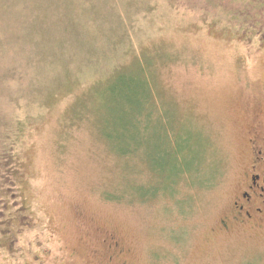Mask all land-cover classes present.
I'll list each match as a JSON object with an SVG mask.
<instances>
[{
	"label": "rangeland",
	"instance_id": "374dc122",
	"mask_svg": "<svg viewBox=\"0 0 264 264\" xmlns=\"http://www.w3.org/2000/svg\"><path fill=\"white\" fill-rule=\"evenodd\" d=\"M11 2L0 12V113L27 122L0 192V264H23L11 253L37 239L80 264H264V228L229 220L253 150L264 149V9ZM117 74L147 83L169 130L194 135L185 156L200 158L201 178L181 176L172 192L156 164L173 142L153 138L156 113L133 156L112 150L104 129Z\"/></svg>",
	"mask_w": 264,
	"mask_h": 264
},
{
	"label": "trees",
	"instance_id": "16d2710c",
	"mask_svg": "<svg viewBox=\"0 0 264 264\" xmlns=\"http://www.w3.org/2000/svg\"><path fill=\"white\" fill-rule=\"evenodd\" d=\"M3 1H1L2 3L0 2V12L6 8L5 1H9L10 5H12V0ZM236 1L244 3L245 7L254 6L264 9V0H233V2ZM52 9L56 8L52 7ZM1 23L0 26H3ZM120 77L121 75L118 74L114 77V83L108 91L111 95L110 101L114 107L110 108L107 114V120L110 123L108 125L105 124V128L108 127V129H104V136L107 137L112 150L121 156H133L140 146L146 144V142L141 141V134L143 131L144 133L146 132L145 135L149 134L147 131L150 130V121L156 113L158 128L152 134L153 138L163 139L165 144L166 141L168 144L173 142L172 148L169 145L170 149L161 150L160 155L157 156L160 164H156V167L160 169V174H166L168 178L174 180L172 192H176L178 183L185 178H181V176L192 175L201 178L200 158H197V163L192 159L191 163L189 162L188 164L185 156L186 151H189L191 155L196 151L194 150V143L187 144V141H194L192 138L194 135L190 133L185 138V135L180 134L177 130H169L166 125L168 121L166 114L163 110L154 108L151 104L154 102H152L147 83L138 85V83L132 81L133 79L125 80L124 77ZM139 86H144L147 91L143 94V90ZM143 105L147 107L144 108ZM26 122L27 119L23 120L17 116L5 119L0 113V192H2L3 196L6 195L4 184L7 183V176L11 175V170L13 169L12 160L14 159L16 144L22 135ZM179 140H182L181 142L184 145L179 146ZM154 155L156 156V154ZM154 155H151L149 160L155 159ZM212 179L213 176L208 172L203 176L202 181L209 185ZM110 198L117 199V197L113 196L108 197V199Z\"/></svg>",
	"mask_w": 264,
	"mask_h": 264
},
{
	"label": "flooded vegetation",
	"instance_id": "af4514ba",
	"mask_svg": "<svg viewBox=\"0 0 264 264\" xmlns=\"http://www.w3.org/2000/svg\"><path fill=\"white\" fill-rule=\"evenodd\" d=\"M252 145L255 148V143ZM253 152L254 156L243 174L229 220L239 225L264 228V149ZM228 223L229 221H222L224 227ZM63 250L52 252L37 239L32 245L29 244L27 252L13 250L11 257L15 259L18 256L23 264H80L76 254Z\"/></svg>",
	"mask_w": 264,
	"mask_h": 264
}]
</instances>
